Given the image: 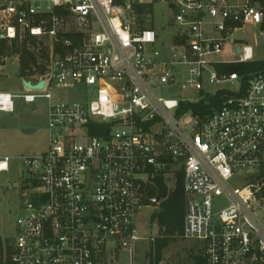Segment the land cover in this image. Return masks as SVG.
<instances>
[{
  "label": "built area",
  "instance_id": "built-area-1",
  "mask_svg": "<svg viewBox=\"0 0 264 264\" xmlns=\"http://www.w3.org/2000/svg\"><path fill=\"white\" fill-rule=\"evenodd\" d=\"M160 1L165 46L150 22ZM262 18L251 0H0V68L14 44L35 45L44 71L22 79L42 89L0 93V113L48 102L47 149L20 158L23 214L0 264H112L118 250L133 264L136 244L164 232L141 236L137 214L157 213L179 179V237L205 264H264V70L220 69L253 60L234 34ZM174 86L196 98L155 93Z\"/></svg>",
  "mask_w": 264,
  "mask_h": 264
},
{
  "label": "rangeland",
  "instance_id": "rangeland-1",
  "mask_svg": "<svg viewBox=\"0 0 264 264\" xmlns=\"http://www.w3.org/2000/svg\"><path fill=\"white\" fill-rule=\"evenodd\" d=\"M35 1L44 2V0ZM149 11L151 28L159 43L165 46L169 43L170 34L174 32L173 15L162 1L150 6ZM163 27H165V31ZM234 39L236 44L250 47L253 61L264 60V32H261L259 27L245 26L244 29L234 34ZM221 58L227 61L232 59L228 53ZM40 67V72H33L32 76L43 74V66ZM0 93L11 95L26 93L22 85V78L19 75V62L15 57L7 58L1 65ZM155 93L171 99L196 98L194 92L183 91L180 93L178 86L162 90L156 88ZM65 94L70 96L71 92L67 91ZM52 97V103L60 101L57 92L53 91ZM70 97L61 100L64 102L72 101ZM47 112L48 102L44 99H38L33 104H26L17 100L13 113H0V157L10 159L8 170L0 172V239L6 243L15 236L16 218L23 214L21 183L28 179V175L20 158L39 155L47 149ZM23 129H30L33 132L24 133ZM161 222L166 228L170 227L168 215L164 214L159 217L153 209H143L137 214L135 227L141 236L148 239L156 236L158 229L162 227ZM154 227L155 230H153ZM150 245L148 240L136 244L133 264H149L144 256L149 253ZM191 247L192 243L175 236L167 249L163 251L161 264L190 263L193 255L189 250ZM110 259L111 256L107 255V261L111 264ZM112 264H130L128 252L118 250Z\"/></svg>",
  "mask_w": 264,
  "mask_h": 264
},
{
  "label": "trees",
  "instance_id": "trees-1",
  "mask_svg": "<svg viewBox=\"0 0 264 264\" xmlns=\"http://www.w3.org/2000/svg\"><path fill=\"white\" fill-rule=\"evenodd\" d=\"M251 2L256 3L263 13L262 23L259 26L261 32H264V0H251ZM35 45H31L27 48L25 45L12 46V52L17 54L19 62V75L22 79H26L34 74L33 72H40V65L42 62L40 58L43 56L37 54L34 49ZM222 71L227 73H237L240 76H246L249 73L264 70V60L262 61H248L244 63L231 64L222 66L220 68ZM220 93L216 94L214 97H210L209 101L214 105L218 103V97ZM204 105L201 103L199 109L203 110ZM165 186L160 184L159 197L165 195ZM160 211L157 212L159 217L166 214L170 217V227L166 228L161 222V228L164 229L162 236L156 238L150 245L149 253L144 256L149 261V264H161L162 253L169 243L174 240L175 236H179L182 229L183 215H184V199L181 192V181L178 180L176 187L173 191L169 192L166 200L161 204ZM193 255L191 256L190 263L183 264H205V260L202 256L201 248L197 244L192 243V247L189 249ZM151 259V261H150Z\"/></svg>",
  "mask_w": 264,
  "mask_h": 264
},
{
  "label": "water",
  "instance_id": "water-1",
  "mask_svg": "<svg viewBox=\"0 0 264 264\" xmlns=\"http://www.w3.org/2000/svg\"><path fill=\"white\" fill-rule=\"evenodd\" d=\"M240 52V49H239V47H236L235 48V53H239ZM43 81H41V82H39L37 85H35V86H31L28 82H24L23 83V85H24V87H26V88H28V89H32V90H37V89H42V87H43ZM24 133H31L32 132V130H29V129H23L22 130ZM161 209H159V211H160Z\"/></svg>",
  "mask_w": 264,
  "mask_h": 264
},
{
  "label": "crops",
  "instance_id": "crops-1",
  "mask_svg": "<svg viewBox=\"0 0 264 264\" xmlns=\"http://www.w3.org/2000/svg\"><path fill=\"white\" fill-rule=\"evenodd\" d=\"M30 130V129H29ZM33 132V131H32Z\"/></svg>",
  "mask_w": 264,
  "mask_h": 264
}]
</instances>
